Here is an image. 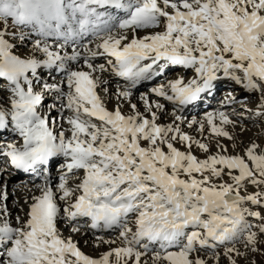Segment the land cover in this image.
<instances>
[{
    "label": "snow or ice",
    "instance_id": "obj_1",
    "mask_svg": "<svg viewBox=\"0 0 264 264\" xmlns=\"http://www.w3.org/2000/svg\"><path fill=\"white\" fill-rule=\"evenodd\" d=\"M162 24V31L138 34ZM16 28L19 33L9 31ZM86 36L99 42L95 48L83 43ZM15 41L31 42L34 55L14 54ZM101 57L105 62L96 63ZM173 66L195 75L152 87L151 96L141 97V112L131 103L132 89ZM42 69L61 73L68 91L46 81L43 92L36 91ZM106 72L129 82L117 95L129 101L131 115L107 109L100 95L108 92ZM221 76L260 93L255 115L264 117V0H0V78L10 92V106L0 105V131L11 128L22 139L20 146H0V157L44 178L27 219L17 215L15 224L0 188V264H148L145 257L152 264H211L199 255L209 250L220 264V246L229 264H237V257L260 252L264 214L247 205L264 208V148L252 142L242 155H231L217 142L215 154L198 159L193 147L208 154L209 144L181 126L179 113L210 93ZM47 92L63 97L62 107L72 113L67 136L39 112ZM161 101L173 105L170 123L158 122L167 112ZM232 123L217 111L187 127L234 140L223 127ZM60 156L64 171L53 185L48 165ZM79 170L84 175L71 186L69 176L75 179ZM249 185L258 190L248 193ZM81 219L94 230H119L124 246L99 258L84 254L59 229L67 221L79 232Z\"/></svg>",
    "mask_w": 264,
    "mask_h": 264
},
{
    "label": "rangeland",
    "instance_id": "obj_2",
    "mask_svg": "<svg viewBox=\"0 0 264 264\" xmlns=\"http://www.w3.org/2000/svg\"><path fill=\"white\" fill-rule=\"evenodd\" d=\"M112 14L116 15L115 12ZM124 16V13H123ZM15 30L17 33H19L20 29H9V31ZM26 33L30 32L31 30L28 28L23 29ZM163 30V24L159 28H153V29H141L139 30L138 34L140 37H143L145 35H150L155 32H159ZM132 31L128 30V35L131 37ZM34 37V33L32 34ZM16 44V47H14L13 51L14 54L19 55L21 57H29L34 55V50L31 42L23 43L21 44L19 41L14 42ZM50 44H53L54 46L58 43L56 40L51 39L49 41ZM83 43L88 44V47L95 48L96 44L99 43L91 36H86ZM66 51L69 52V54L72 51V48L69 47L66 49ZM40 55V54H36ZM105 60L103 57L99 58L96 63H104ZM74 66L77 68H82V64H76L75 62ZM171 68V67H170ZM40 72L41 79L36 83L35 88L38 92H43V89L41 87V84L43 82H48L51 84H59L63 91L66 93L68 91L66 85L62 84L61 81L63 80V75L59 72H50L48 69H42L38 70ZM195 73L192 70H185V69H177L168 71L164 74L162 78H159L158 81L151 83L150 85L145 86H136L134 89V92H143L146 89H151L152 87H159L162 84H165L169 80H175L176 78L183 76L185 80L191 79ZM238 75L243 78L242 73H238ZM115 78H113V77ZM103 78L110 81L113 84V87L116 89H125L129 87V84L127 86H124V81H118L120 77L114 76L111 72H106L103 74ZM112 78V79H110ZM225 77L223 79H219L218 82H215L214 89H216L214 96L215 99L208 96H203L202 101L208 100V105L203 108L198 107V111H192V105L186 108L182 113H179L185 118V123H183L182 128L185 132H187L189 135H192L196 137L197 139L202 140L203 142L209 144V147L211 149V152L206 154L203 153L201 150H199L196 147H193L192 151L193 154L197 156L198 159H204L206 155L209 154H215L217 152V142L219 144L224 145L227 149L229 154L236 155V154H243V149L249 146L252 142H255L261 146V148H264V117H257L255 115L258 105L260 103V93L258 92H248V91H242L240 88H235L234 84L236 83L234 80L229 79L230 84L225 81ZM227 79V80H228ZM222 82V83H219ZM219 85H216V84ZM7 84V81L3 78H0V105H3L4 107H9L8 100L10 97V92L3 87V85ZM115 85V86H114ZM242 85V84H239ZM108 84L105 85L107 87ZM219 86V87H218ZM149 87V88H148ZM242 87V86H240ZM108 92L105 94L104 92H101L100 95L107 107L108 110L114 111L116 108H119L118 106H121V110L125 116L132 114V109L130 106V103H124L123 101H120L117 95L115 93V89L112 88V86L107 87ZM218 89V90H217ZM136 98V99H135ZM234 98V99H230ZM137 99V97H134V99L131 100V103H135L141 112H144V107L142 105V100ZM166 105L164 101H161ZM65 104V100L63 97H61L56 92H47L44 93V99L39 106V112L47 116L49 120L55 119L57 127H55V131L58 133L60 131H63V128H66V126H70L67 123V117L72 115V113L66 108L62 107V105ZM197 104V103H195ZM52 105H55V107H51ZM118 105V106H117ZM169 107V108H168ZM209 107V108H208ZM166 108L169 111H173V105L169 106L166 105ZM205 108L207 109L205 111ZM217 111H223L230 120L233 121L232 124L224 125L223 127L226 128L227 131L230 132V134L234 137V140H228L226 138H217L210 135V132L206 129L203 136H201L198 132L194 131L193 129H189L187 127V123L191 121L193 118H195L198 121H203L205 119H201L203 114H206L207 112H217ZM172 121V118L168 117L166 113L160 114V120L158 121L161 124H167ZM98 123V122H97ZM219 124V122H217ZM62 126L60 127V125ZM238 131H241V133L244 134L242 137ZM5 131H2V135L0 136V146L12 142L16 143L17 146H20L22 144V139L16 135L15 133L8 134L4 133ZM69 135V134H68ZM207 137V139L205 138ZM143 146H146V142H142ZM178 148H180L181 151H186L185 148H183L181 145H176ZM64 164V157L60 156L57 158H54L50 165H48V172H49V179L51 180L52 184L55 185L58 183L59 177L64 171L61 166ZM84 173L82 170H79L75 174V179H73L71 176H69V184L71 186H74L75 184L80 182V179H82ZM39 178L30 179L28 176H25L24 171L22 170H16L14 169L9 161L4 158L0 157V188H5L8 193V199L6 201L7 207L11 213V219L13 224H15V218L17 215H19L22 219H27L26 213L29 210V205L32 202V196L33 195H40L39 191V185L43 184L44 178L39 175ZM16 177V178H15ZM185 178V177H181ZM199 179L200 177L197 176ZM224 180H228V177H224ZM223 181H216V183H221ZM230 182V181H229ZM258 189L253 186L249 185L247 188L248 193H252L257 191ZM242 195H245L247 193L241 192ZM17 209H14V207ZM248 207H252L253 210L260 211L262 214H264V208H256L255 206L247 205ZM18 207L20 210H18ZM13 215V217H12ZM248 220L252 224H258L259 221L253 219L252 217H248ZM69 222L67 221H61L59 223V229L63 236L65 238L71 237L73 242H76V239L74 238V234L72 233V225L68 226ZM77 226L80 227L81 231H89L91 236H97L98 230H90V222L88 224L87 219H81L77 222ZM130 227L134 228V218L133 223L129 225ZM108 231V230H107ZM111 232V233H110ZM113 238H119V230H110L108 233ZM106 236V238H108ZM109 237V238H110ZM113 237V238H112ZM121 245L116 244H105V245H92L89 243H86L84 241L82 244L79 245V249L86 255L92 258H99L102 254L105 252H108L114 248H120L124 246V243L119 242ZM237 248L241 250V252H246L247 250L243 247V244L237 243ZM261 251L257 253H249L246 258L244 257H237V264H264V245H260ZM217 253H219V261L220 264H229V259L226 255H224L225 249L223 246L218 247L215 250ZM200 256L204 257L205 259H210L211 264H216L215 258L213 257L212 250H209L207 253L201 252L199 254ZM145 260L148 261V264H152V261L149 257H145Z\"/></svg>",
    "mask_w": 264,
    "mask_h": 264
},
{
    "label": "bare ground",
    "instance_id": "obj_3",
    "mask_svg": "<svg viewBox=\"0 0 264 264\" xmlns=\"http://www.w3.org/2000/svg\"><path fill=\"white\" fill-rule=\"evenodd\" d=\"M114 12V11H113ZM115 14L117 15V16H119V17H123V13L122 12H119V13H116L115 12ZM177 70V69H183V68H181V67H176V66H173V67H171V68H169L168 70H167V72L168 71H171V70ZM49 71V70H48ZM53 73H54V71H52ZM166 72V73H167ZM115 76V75H114ZM164 75H162V76H160V77H154L152 80H149V81H142L138 86H145V85H150L151 83H153V82H157L158 81V79L159 78H162ZM113 77V76H112ZM113 78H115V77H113ZM179 78V77H178ZM104 80H106L107 81V84H108V86H112V88L113 89H115L116 91H115V93H117V91L119 90V88L118 89H116L115 87H113V84H115V83H111L110 81H114V79H112V78H110V79H112V80H107V79H105V78H103ZM177 79V78H176ZM221 79H223V76H221ZM228 78H226L225 79V81H223L224 83L225 82H227L228 84H230V82H229V79L227 80ZM118 81L120 82V81H123V78H119L118 79ZM124 81H125V84H124V86H127L128 84H129V82L126 80V79H124ZM216 82H218V80L216 81ZM219 83H222V82H219ZM216 85H219L218 83L216 84ZM107 86V87H108ZM115 86V85H114ZM130 86V85H129ZM232 86H234L235 88H240L242 91H247L244 87H243V85H239V84H234V85H232ZM240 86H242V87H240ZM216 87V86H215ZM219 87V86H218ZM149 88V87H148ZM150 90L151 89H146L145 91H143V92H134V89H132V97H131V100L132 99H134V97H137V99H141V97L144 95V94H148L149 96H151V92H150ZM218 90V89H217ZM215 91H216V89H212V91L210 92V93H208V94H204L203 96L205 97V96H208V97H212L213 99H215L216 97H217V95L215 94ZM249 92V91H248ZM216 93H217V91H216ZM216 95V97L214 98V96ZM116 97H118L119 98V100L120 101H123L125 104L126 103H129V101L128 100H125V99H123V98H121V97H119L118 95H115ZM153 100H156V99H158V98H156V97H154V96H152L151 97ZM136 99V98H135ZM142 100V99H141ZM140 100V101H141ZM143 102V101H142ZM165 103H166V105H169V106H172L170 103H168L167 101H164ZM209 101L208 100H199V101H197L196 103L197 104H193L192 105V111H198V107L199 108H203V110H204V107H206V105H208L207 103H208ZM142 105H143V107H144V103H142ZM118 106V105H117ZM120 109H121V106H118ZM169 108V107H168ZM207 108V107H206ZM205 108V111L207 110ZM209 108V107H208ZM168 110H170V109H168ZM168 110H167V112H166V114H167V116L168 117H170V118H172V113H173V111H169L168 112ZM207 113H209V112H207ZM205 116H206V114H203L202 115V117H201V119H205ZM217 122H219V121H217ZM185 123V122H184ZM183 125V124H182ZM62 126V124L60 125V127ZM55 127H57V125H55ZM70 128V126H66V128H63L64 130L63 131H65V134H66V136L68 135V134H70V133H68V129ZM12 130H11V128H9L8 130H6L4 133H6V135H10V134H12V132H11ZM238 133H240V135L243 137L244 136V134L243 133H241V131H238ZM2 135V131H0V136ZM52 162V161H51ZM51 162L49 163V165L51 164ZM27 174V176L30 178V179H35V178H39V176H38V174H35V173H30V172H28V173H26ZM16 178V177H15ZM44 182V181H43ZM14 209H17V206H16V208L14 207ZM18 210H20V208L18 207ZM12 217H13V215H12ZM89 222H90V220H88ZM89 222H88V224H89ZM71 224L69 223V225L68 226H70ZM90 230H94V229H92V228H90ZM109 231L110 230H108V231H99L98 230V235L97 236H91V234H90V232L89 231H86V232H84V231H79V232H74V231H72V233L74 234V238L76 239V244H77V246L79 247V245L80 244H82L84 241H86V243H89V244H92V245H97V246H99V245H107V244H116V245H121L119 242H122L123 243V241L120 239V238H113V239H111V235L110 236H108L109 234ZM111 233V232H110ZM103 237V239H105V240H108V241H114V243H101L98 239H97V237ZM106 236H108V238H106ZM110 237V238H109ZM81 246V245H80Z\"/></svg>",
    "mask_w": 264,
    "mask_h": 264
}]
</instances>
